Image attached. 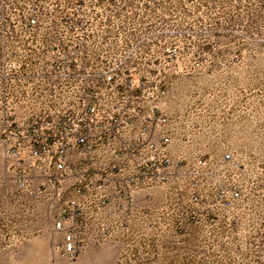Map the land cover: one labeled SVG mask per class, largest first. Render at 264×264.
I'll use <instances>...</instances> for the list:
<instances>
[{"label": "rangeland", "instance_id": "obj_1", "mask_svg": "<svg viewBox=\"0 0 264 264\" xmlns=\"http://www.w3.org/2000/svg\"><path fill=\"white\" fill-rule=\"evenodd\" d=\"M105 6L110 68L146 98L158 87L177 169L186 168L172 186L183 191H172L169 208L138 225L83 223L85 250L69 260L55 228L57 184L43 164L28 166L30 121L56 119L50 109L62 101L1 99L0 264H264V0H105ZM17 131L25 143L14 157ZM225 154L233 162H224ZM199 159L207 162L200 171ZM225 186L241 194L229 209L215 191Z\"/></svg>", "mask_w": 264, "mask_h": 264}, {"label": "built area", "instance_id": "obj_2", "mask_svg": "<svg viewBox=\"0 0 264 264\" xmlns=\"http://www.w3.org/2000/svg\"><path fill=\"white\" fill-rule=\"evenodd\" d=\"M105 8V0H0V99L62 101L50 109L56 119L34 118L28 129L29 168L43 164L57 185L72 174L82 190L92 182L87 168L99 161L100 152H109L106 162L134 165L131 183L171 186L177 166L170 156V131L158 133L159 126H170L157 106L158 87L146 98L138 85L118 82L110 68ZM11 135L12 155L18 157L24 135ZM73 153L78 165L69 166ZM223 161L233 158L225 154ZM206 165L203 159L195 162L199 171ZM215 191H221L217 202L225 209L241 198L237 187ZM55 228L63 234L64 255L74 261L85 250L83 223L60 214Z\"/></svg>", "mask_w": 264, "mask_h": 264}, {"label": "crops", "instance_id": "obj_3", "mask_svg": "<svg viewBox=\"0 0 264 264\" xmlns=\"http://www.w3.org/2000/svg\"><path fill=\"white\" fill-rule=\"evenodd\" d=\"M1 100V99H0ZM6 110V109H2ZM168 127H158V133ZM111 153H99V161L92 164L85 175H89L91 184L78 190V177L68 174L59 185L55 187L57 201L61 204V215H69L73 222H82L88 227H131L135 222L144 221V217L153 211L169 208L172 191H183L179 186H155L142 181L131 183V177L137 175V170L132 163L116 161L106 162L111 159ZM170 156L177 162L175 149L170 146ZM180 163V162H177ZM69 166L78 165V159L73 153L67 159ZM112 165L116 168L113 169ZM104 167V171L102 168ZM186 168L177 167L174 174L183 177ZM108 173L106 175V173ZM178 179V180H179ZM102 185V186H101Z\"/></svg>", "mask_w": 264, "mask_h": 264}]
</instances>
